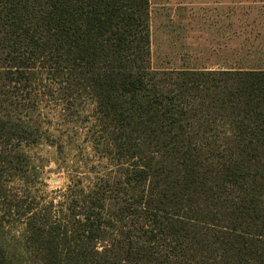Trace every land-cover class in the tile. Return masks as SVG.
I'll use <instances>...</instances> for the list:
<instances>
[{"label":"trees","instance_id":"1","mask_svg":"<svg viewBox=\"0 0 264 264\" xmlns=\"http://www.w3.org/2000/svg\"><path fill=\"white\" fill-rule=\"evenodd\" d=\"M150 14V0H0V88L50 70L95 105L120 168L113 197L29 205L19 236L0 231V264H264V71H155ZM5 104L2 209L28 138Z\"/></svg>","mask_w":264,"mask_h":264},{"label":"rangeland","instance_id":"2","mask_svg":"<svg viewBox=\"0 0 264 264\" xmlns=\"http://www.w3.org/2000/svg\"><path fill=\"white\" fill-rule=\"evenodd\" d=\"M150 13L151 67L158 72L220 69L228 58L218 43L227 34L264 28V0H150ZM24 76L31 81L11 83L17 75L9 74L0 88L3 108L28 133L22 145L11 146L22 154L18 172L6 167L10 197L0 205V231L10 239L20 235L18 214L29 205L66 214L71 200L82 205L91 191L105 188L106 196H115L111 182L120 173L106 155L95 105L74 97L50 70ZM16 201L23 209L8 215L7 205Z\"/></svg>","mask_w":264,"mask_h":264},{"label":"crops","instance_id":"3","mask_svg":"<svg viewBox=\"0 0 264 264\" xmlns=\"http://www.w3.org/2000/svg\"><path fill=\"white\" fill-rule=\"evenodd\" d=\"M218 44L219 49L227 53L225 65H220V69L201 71H264V28L258 30L249 27L227 34Z\"/></svg>","mask_w":264,"mask_h":264}]
</instances>
